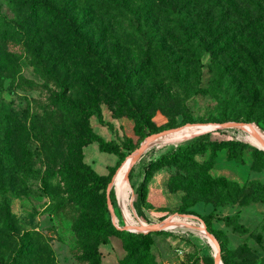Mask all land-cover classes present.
<instances>
[{"label": "rangeland", "instance_id": "obj_1", "mask_svg": "<svg viewBox=\"0 0 264 264\" xmlns=\"http://www.w3.org/2000/svg\"><path fill=\"white\" fill-rule=\"evenodd\" d=\"M220 10L0 0V264H215L202 223L223 264H264V135L247 127L264 130V0L246 22ZM186 122L222 125L148 144L121 199L144 138ZM173 215L186 225L159 226Z\"/></svg>", "mask_w": 264, "mask_h": 264}, {"label": "bare ground", "instance_id": "obj_2", "mask_svg": "<svg viewBox=\"0 0 264 264\" xmlns=\"http://www.w3.org/2000/svg\"><path fill=\"white\" fill-rule=\"evenodd\" d=\"M243 124H240L238 126L241 127ZM183 126H185V125H183ZM183 126L176 128V129H173L171 131H167V132H163L161 134H158L154 138V140L151 141L149 144H155V143H158L160 141L189 140V139L195 138L201 134L212 131L216 128V126H221V124H216V125H214V124H210V125H187L185 127H183ZM247 127L251 131L255 130V131L261 133L262 135H264V130L255 124H247ZM254 141L256 142V143L254 142L255 144H258V145L264 147V138H262L261 135L258 134L256 137H254ZM139 156H140V154H138L137 151L134 152V154H132V156H130L127 159V161L125 162V164L123 165V167L120 169V171L118 172V174L115 177L114 183L116 184L118 196L123 200L128 197V192L131 189L130 181L128 180V178H129L128 172H129L130 168L134 165V163L137 161ZM188 218H189V216H185V215H181V216L180 215H173L169 218V220L166 222L165 225L167 228L168 227L169 228L175 227L178 225H186ZM143 225H145V224H143ZM196 231L203 236H207L206 235V233H207L206 228H204V223H202V226H198L196 228ZM208 238L210 240L211 245L215 249V252H214L215 264H223L221 258L216 255V250H217L216 244L214 243L212 238H210V237H208Z\"/></svg>", "mask_w": 264, "mask_h": 264}, {"label": "trees", "instance_id": "obj_3", "mask_svg": "<svg viewBox=\"0 0 264 264\" xmlns=\"http://www.w3.org/2000/svg\"><path fill=\"white\" fill-rule=\"evenodd\" d=\"M43 2V1H42ZM214 2L216 4L221 3L222 6V10L219 11V18L223 17V18H243L244 22H246V17L250 11V4H251V0H222V2H220L219 0H214ZM44 5H47L45 2H43ZM230 22V21H229ZM232 22V21H231ZM115 79V78H114ZM121 84L120 80H116L115 84ZM123 83V82H122ZM150 131V130H149ZM205 134V133H204ZM202 135V134H201ZM199 135V136H201ZM198 136V137H199ZM100 146H104V143L100 142ZM182 145H180V143L178 144V147L175 148L174 150L180 149ZM258 151H263L262 149L258 148ZM171 153V152H170ZM167 154H169V152H164L162 153L158 158L164 157ZM157 160V159H154ZM153 160V161H154ZM122 163V162H121ZM119 165V164H118ZM117 165V166H118ZM120 166V165H119ZM132 170V167L130 168L129 172H128V176L130 177V174ZM93 175L96 176V174L94 172H91ZM137 196H138V201L142 202L145 198V180L142 179L138 185H137ZM195 261V260H193ZM197 262V261H195ZM199 263V262H197ZM200 264V263H199ZM226 264V263H224Z\"/></svg>", "mask_w": 264, "mask_h": 264}, {"label": "water", "instance_id": "obj_4", "mask_svg": "<svg viewBox=\"0 0 264 264\" xmlns=\"http://www.w3.org/2000/svg\"><path fill=\"white\" fill-rule=\"evenodd\" d=\"M191 123L204 124V123H206V122H186V123H184V124H191ZM241 123H242V122L228 121V122H225L224 124H225V125H237V126H238V125H240ZM248 123H251V122H248ZM184 124H181V125H178V126H174V127H170V128H166V129L159 130V131H156V132H151V133H149V134L144 138V140L142 141V143L140 144V147L137 148V152H138V154H141V152H142L143 150H145L146 146H147L151 141H153L154 138H155L158 134H161V133H163V132H167V131H171V130H173V129L179 128V127H181V126L184 125ZM221 125H222V124H221ZM216 127H219V126H216ZM262 147H263V146H262ZM263 148H264V147H263ZM113 175H114V174H113ZM112 186H113V176L111 177L110 181H109L108 184H107V204H108V207H109V208H110L111 202H110V199H109V197H108V191L110 190V188H111ZM188 215H190V216H195V215H193V214H188ZM168 220H169V216L166 217L165 219H163V221L160 223L159 226H164ZM155 225H156V224H155ZM137 226H140V225H137ZM143 226H144V227H145V226H150V228H153L154 225H147V224H145V225H143ZM141 227H142V226H141ZM204 228H206L205 225H204ZM206 232H207V234H208V237L212 238L213 241H214V243H215L216 239H215V237L213 236V234H212L211 232H209L207 229H206ZM215 244H216V243H215ZM216 255H217L218 257H220V256H219V250H218V247H217V250H216ZM214 257H215V256H214Z\"/></svg>", "mask_w": 264, "mask_h": 264}, {"label": "built area", "instance_id": "obj_5", "mask_svg": "<svg viewBox=\"0 0 264 264\" xmlns=\"http://www.w3.org/2000/svg\"><path fill=\"white\" fill-rule=\"evenodd\" d=\"M176 264H199V263H197L195 261H181V262L176 263Z\"/></svg>", "mask_w": 264, "mask_h": 264}]
</instances>
